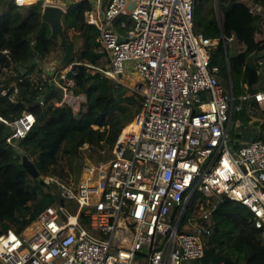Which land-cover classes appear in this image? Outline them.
<instances>
[{
    "label": "built area",
    "instance_id": "1",
    "mask_svg": "<svg viewBox=\"0 0 264 264\" xmlns=\"http://www.w3.org/2000/svg\"><path fill=\"white\" fill-rule=\"evenodd\" d=\"M248 7L253 14L264 8L253 0ZM193 10L194 0H97L85 12L86 23L98 29L97 51L107 61L100 68L104 75L119 82L125 64L135 62L141 79L134 90L140 97L136 128L126 133L122 128L111 157L86 163L75 184L56 175L43 177L58 187L64 202L53 195L20 233L2 230L0 264L200 260L212 233V208H207L210 221L206 213L191 216L180 231L186 210L203 202L199 194L245 205L264 237V142L230 144L229 124L240 103L234 106L231 80L226 90L219 66L210 62L218 39L194 30ZM40 60L32 62L39 67L37 75L24 74L9 86L1 80L0 93L14 100L17 82L28 78L39 105H44L48 87H55L61 98L53 103L77 111L86 97L73 92V64L51 62L48 68ZM238 99L254 100L257 108L248 112L259 110L264 125V87L245 84ZM35 122L30 110L13 120L0 115V123L10 128L9 144L23 138Z\"/></svg>",
    "mask_w": 264,
    "mask_h": 264
},
{
    "label": "trees",
    "instance_id": "2",
    "mask_svg": "<svg viewBox=\"0 0 264 264\" xmlns=\"http://www.w3.org/2000/svg\"><path fill=\"white\" fill-rule=\"evenodd\" d=\"M250 1L217 0L223 14L219 22L215 0H194V30L218 39L211 48L210 62L219 66L220 77L225 72L228 84L231 80L234 106L240 103L242 83L253 88L262 84L264 78V68L259 64L260 60L264 61V11L263 14L251 13ZM253 1L264 5V0ZM42 3L43 0H36L25 4L28 10L24 13V7L12 0H0V81L6 70L12 69L15 73L5 78L7 86L24 74H33L37 67L33 60L42 59L53 47L61 45L50 38V26L42 20ZM92 8L91 0L72 1L62 17L67 41L71 42L69 30L76 29L83 44V51L75 53L77 60L74 58L67 64H73L69 73L75 81L73 92L86 97L77 111L67 104L53 103L61 98L55 87H48L44 105H39L37 92L28 78L17 82L19 92L14 100L0 93V115L13 120L30 110L36 116L30 131L11 144L6 141L9 126L0 123V232L13 228L20 233L49 203L39 197L34 190L36 185L64 202L55 184L29 174L23 155L32 158L40 176L54 174L67 179L74 174L78 179L85 165L83 157L92 162L109 158L122 128L134 119L135 113L128 107L135 103V93L100 70L104 66L99 65L102 54L97 51L100 47L98 29L85 21V12ZM233 35L241 47L230 55L227 40ZM216 51L223 56V64L217 62ZM20 67L25 69L23 73ZM251 108H257L254 100L243 101L238 110H233L232 119L247 123ZM253 139L264 142L263 124ZM199 196L205 207L212 208V221L215 222L211 235L205 238L201 264H264V237L262 230L254 226L251 211L225 196L211 197L216 200L214 205L207 204L205 197ZM30 202H36L37 212H30ZM193 207L194 203L190 208ZM188 219L183 215L181 222ZM197 221L205 225L204 218Z\"/></svg>",
    "mask_w": 264,
    "mask_h": 264
},
{
    "label": "rangeland",
    "instance_id": "3",
    "mask_svg": "<svg viewBox=\"0 0 264 264\" xmlns=\"http://www.w3.org/2000/svg\"><path fill=\"white\" fill-rule=\"evenodd\" d=\"M36 0H18V2L20 4H29V3H32V2H35ZM72 1H78V0H43V3L41 4L42 5V10L44 9L45 6H48V5H59L61 6L64 10H66V6L68 4H70ZM94 2H96L97 0H91ZM28 10V7H24L22 9V12H27ZM216 15H217V19L219 22H221L222 20V11L221 9L216 5ZM69 38L71 40L70 42V45L68 47L66 46H56V47H53L51 49V51L42 57V59L40 60L42 64H46L48 68L50 63H54L53 66H59V67H68L67 64L75 58V60H77V56L75 55V53L77 52H80V51H83V44H82V38L80 36V33L76 30V29H70L69 30ZM57 41L60 42V38H57L56 39ZM228 42V48H229V54L232 55L234 53H236L237 51L240 50V47H241V43L238 42V40L236 39V37H233V38H230L227 40ZM75 56V57H74ZM215 58L217 60V62H219L220 64H223V56L221 55L220 52H215ZM135 62H127L125 64V74L123 76H121L119 78V82L122 83L124 86H126L127 88L130 89V92L133 93L134 90H137V87L140 85L141 83V79L140 77L138 76L137 72L135 71L134 67H133V64ZM101 67L102 66H106L107 65V61L103 58L100 59V64H99ZM51 66V65H50ZM38 67L35 68V71L33 73V75H37L39 73ZM264 71V70H263ZM45 74V73H44ZM15 73L13 72L12 69H9V71H6L3 75V77L1 78L2 80H5V78H9L11 76H14ZM15 81H12L11 84H13ZM221 82L223 83L224 87L226 90H229V85H228V81L225 77V72L223 71L221 73ZM264 82V81H263ZM264 85V84H263ZM237 86V85H236ZM135 93V96H136V100H135V103L134 104H131L128 108H129V111L130 112H133V113H137L138 110H139V107H140V99H139V96L136 92ZM255 114V118H259V113L256 112ZM256 119L255 120H252V123L253 125L257 124L256 122ZM133 122V120L131 121ZM130 122V123H131ZM242 119H239V121L237 123H239V126L236 127L235 126V119L233 118L232 119V122L230 124V127H229V131H228V137H229V142L230 144H235V145H239V144H243V143H247L248 141H250L251 139H253L254 137V133L251 131V128L246 126V125H242ZM242 125V126H241ZM126 127V126H124ZM123 127V129H124ZM87 145H85L84 147L86 148ZM112 155V150H111V153H110V157ZM107 159V158H105ZM23 160L25 162V166L28 168V171H29V174L33 177H37V178H43L45 176H40L38 175V171L34 165V162L32 160L31 157H29L27 154L26 155H23ZM83 160L86 163L88 162H92L89 158H87L86 156L83 157ZM104 160V159H102ZM54 175V174H52ZM81 175V174H80ZM80 178V176H79ZM74 177V174L72 175H69V177L66 179V178H62L64 179L66 182H71L73 184H75L78 180ZM34 190L39 194V197L42 198V199H45V200H48V201H51L52 200V197H53V194L48 192L45 188H42L40 187L39 185H36L34 187ZM206 203L211 205V204H216V200H206ZM212 205V206H213ZM29 208H30V212H37L38 211V207H37V204L36 202H30L29 203ZM208 207H205V204L202 202V203H198L197 205L194 204V207L193 209L192 208H189L188 210H186L185 214H184V217L187 218V217H195V216H201L203 214L206 213V220L210 221V214L208 213ZM188 222V221H187ZM187 222H181L180 224V231L182 230V226L184 223H187ZM215 225V222L212 221V226ZM4 230V229H3ZM184 264H201V261L200 260H197V261H186L184 262Z\"/></svg>",
    "mask_w": 264,
    "mask_h": 264
},
{
    "label": "water",
    "instance_id": "4",
    "mask_svg": "<svg viewBox=\"0 0 264 264\" xmlns=\"http://www.w3.org/2000/svg\"><path fill=\"white\" fill-rule=\"evenodd\" d=\"M64 13L65 10L61 6L51 4L45 6L42 10V20L50 26V38L54 40L60 38V44L68 47L70 43L66 39L62 24V17ZM120 40L124 41V38H120Z\"/></svg>",
    "mask_w": 264,
    "mask_h": 264
},
{
    "label": "crops",
    "instance_id": "5",
    "mask_svg": "<svg viewBox=\"0 0 264 264\" xmlns=\"http://www.w3.org/2000/svg\"><path fill=\"white\" fill-rule=\"evenodd\" d=\"M263 5V4H262ZM263 7H264V5H263ZM263 11H264V8H263ZM263 11H262V13H260V14H263ZM233 37H235V35H233L232 36V38ZM239 42V41H238ZM240 43V42H239ZM237 53V52H236ZM235 54V53H234ZM262 68H264V61H263V64L262 65H260ZM38 67V66H37ZM37 69H39V67L37 68ZM40 72V71H39ZM264 72V71H263ZM220 79H221V77H220ZM263 81H264V78L262 79ZM262 81V82H263ZM246 83H242V90H243V86L245 85ZM264 82L262 83V84H259V85H257L256 87H253V88H262V87H264ZM252 88V87H251ZM240 103H242L241 101H240ZM256 112H258V111H255L253 114H250L249 112H248V114H249V116H250V119L248 120V122L247 123H244V122H242V125H246V126H248V127H250L251 128V131L254 133V135H256L257 133H259L260 132V126H261V124H262V122H261V115H260V112H258L259 113V118H255V115H257V114H255ZM256 119V123L257 124H255V125H253V123H252V120H255ZM239 121V119H237V120H235V126L236 127H238L239 126V123H237ZM231 122H232V118H231ZM231 122H230V124H231ZM230 124H229V127H230ZM241 125V126H242ZM233 146H238V145H235V144H232ZM240 145V144H239Z\"/></svg>",
    "mask_w": 264,
    "mask_h": 264
},
{
    "label": "bare ground",
    "instance_id": "6",
    "mask_svg": "<svg viewBox=\"0 0 264 264\" xmlns=\"http://www.w3.org/2000/svg\"><path fill=\"white\" fill-rule=\"evenodd\" d=\"M135 128H136V126H135L134 122H131V123L126 125L123 132L126 133V132H129L131 130H134Z\"/></svg>",
    "mask_w": 264,
    "mask_h": 264
}]
</instances>
